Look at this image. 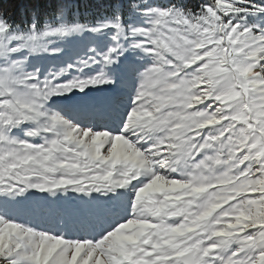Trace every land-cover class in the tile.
I'll use <instances>...</instances> for the list:
<instances>
[{"label": "snow or ice", "instance_id": "snow-or-ice-1", "mask_svg": "<svg viewBox=\"0 0 264 264\" xmlns=\"http://www.w3.org/2000/svg\"><path fill=\"white\" fill-rule=\"evenodd\" d=\"M27 2L0 9V264H264V0Z\"/></svg>", "mask_w": 264, "mask_h": 264}, {"label": "trees", "instance_id": "trees-1", "mask_svg": "<svg viewBox=\"0 0 264 264\" xmlns=\"http://www.w3.org/2000/svg\"><path fill=\"white\" fill-rule=\"evenodd\" d=\"M105 2L106 0H81V22L95 19L100 12L97 4ZM83 5H87V7H84ZM34 7L35 5L27 2V0H25L24 7L21 6V0H0V9H2L4 13L10 14L11 18L17 24H24L26 21L30 20L32 8ZM50 11L51 9L45 4L41 12L42 22L43 18L46 17L47 13Z\"/></svg>", "mask_w": 264, "mask_h": 264}]
</instances>
